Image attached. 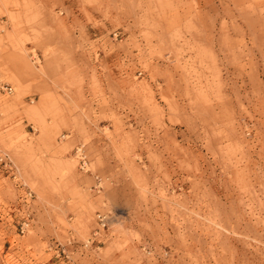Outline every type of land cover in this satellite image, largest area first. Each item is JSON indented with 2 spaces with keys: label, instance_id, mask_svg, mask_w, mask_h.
I'll use <instances>...</instances> for the list:
<instances>
[{
  "label": "rangeland",
  "instance_id": "1",
  "mask_svg": "<svg viewBox=\"0 0 264 264\" xmlns=\"http://www.w3.org/2000/svg\"><path fill=\"white\" fill-rule=\"evenodd\" d=\"M0 82V264H264V0H0Z\"/></svg>",
  "mask_w": 264,
  "mask_h": 264
},
{
  "label": "built area",
  "instance_id": "2",
  "mask_svg": "<svg viewBox=\"0 0 264 264\" xmlns=\"http://www.w3.org/2000/svg\"><path fill=\"white\" fill-rule=\"evenodd\" d=\"M4 91L5 92H11L12 91V87H10L9 85L4 87ZM76 156L79 158V166L81 170H86L88 167V156L86 154V151L84 150L83 147H78L76 149ZM0 163L1 164H5V167H9V164L7 163V160H5V158L0 157ZM92 189L94 191H102L103 189V183L102 180L98 177L95 178V182L94 185L92 186ZM100 221H101V225L104 227V218L100 217ZM26 225V224H24Z\"/></svg>",
  "mask_w": 264,
  "mask_h": 264
},
{
  "label": "crops",
  "instance_id": "3",
  "mask_svg": "<svg viewBox=\"0 0 264 264\" xmlns=\"http://www.w3.org/2000/svg\"><path fill=\"white\" fill-rule=\"evenodd\" d=\"M3 22V21H2ZM6 86H8V85H6V84H2L1 82H0V92H5L4 91V87H6ZM12 92H13V90L11 91V92H7V94H12ZM3 95V94H2ZM4 96V95H3Z\"/></svg>",
  "mask_w": 264,
  "mask_h": 264
},
{
  "label": "bare ground",
  "instance_id": "4",
  "mask_svg": "<svg viewBox=\"0 0 264 264\" xmlns=\"http://www.w3.org/2000/svg\"><path fill=\"white\" fill-rule=\"evenodd\" d=\"M72 168V167H71Z\"/></svg>",
  "mask_w": 264,
  "mask_h": 264
}]
</instances>
